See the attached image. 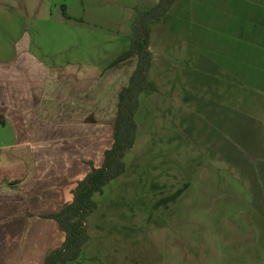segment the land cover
<instances>
[{
	"label": "rangeland",
	"instance_id": "1",
	"mask_svg": "<svg viewBox=\"0 0 264 264\" xmlns=\"http://www.w3.org/2000/svg\"><path fill=\"white\" fill-rule=\"evenodd\" d=\"M159 2L0 0V52L47 35L63 5L124 41ZM150 52L125 173L95 195L70 264H264V0H179Z\"/></svg>",
	"mask_w": 264,
	"mask_h": 264
},
{
	"label": "crops",
	"instance_id": "2",
	"mask_svg": "<svg viewBox=\"0 0 264 264\" xmlns=\"http://www.w3.org/2000/svg\"><path fill=\"white\" fill-rule=\"evenodd\" d=\"M73 20H52L47 35L24 33L10 57L0 52V264H45L63 247L66 235L48 217L103 168L120 94L138 66H114L133 32L122 41L120 32Z\"/></svg>",
	"mask_w": 264,
	"mask_h": 264
},
{
	"label": "trees",
	"instance_id": "3",
	"mask_svg": "<svg viewBox=\"0 0 264 264\" xmlns=\"http://www.w3.org/2000/svg\"><path fill=\"white\" fill-rule=\"evenodd\" d=\"M178 1L160 0L155 8L141 12L133 25L130 50L114 62L116 66L132 60L138 61L130 85L120 94L119 116L114 126V146L107 151L103 168H93V172L79 183L74 191V201L66 205L60 213L48 217L58 222L66 235V242L62 248L48 254L45 264H70L80 258L89 241L85 223L97 209L95 195L103 193L106 187L125 173L124 159L136 141V114L140 108V95L148 90H155L149 81L153 61L150 52L151 29L166 17ZM66 8V5H63L64 16L69 18Z\"/></svg>",
	"mask_w": 264,
	"mask_h": 264
}]
</instances>
